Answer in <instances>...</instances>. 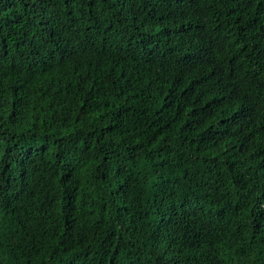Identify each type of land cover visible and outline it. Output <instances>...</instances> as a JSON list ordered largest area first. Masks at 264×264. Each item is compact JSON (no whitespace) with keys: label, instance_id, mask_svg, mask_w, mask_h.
<instances>
[{"label":"trees","instance_id":"trees-1","mask_svg":"<svg viewBox=\"0 0 264 264\" xmlns=\"http://www.w3.org/2000/svg\"><path fill=\"white\" fill-rule=\"evenodd\" d=\"M0 264H264V0H0Z\"/></svg>","mask_w":264,"mask_h":264}]
</instances>
